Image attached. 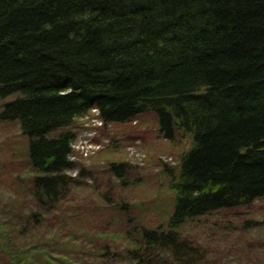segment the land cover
I'll list each match as a JSON object with an SVG mask.
<instances>
[{
	"label": "trees",
	"instance_id": "16d2710c",
	"mask_svg": "<svg viewBox=\"0 0 264 264\" xmlns=\"http://www.w3.org/2000/svg\"><path fill=\"white\" fill-rule=\"evenodd\" d=\"M11 96L0 122L22 130L40 210L73 186L71 129L94 110L106 124L152 113L166 140H193L167 223L126 232V253L89 252L94 264H216L188 227L264 200V0H0V98ZM24 205L0 224V264H77L16 243L39 219Z\"/></svg>",
	"mask_w": 264,
	"mask_h": 264
},
{
	"label": "rangeland",
	"instance_id": "374dc122",
	"mask_svg": "<svg viewBox=\"0 0 264 264\" xmlns=\"http://www.w3.org/2000/svg\"><path fill=\"white\" fill-rule=\"evenodd\" d=\"M16 97L0 98V114ZM96 118L97 113L91 112L71 129V161L76 167L67 175L73 186L51 209L41 210L28 191L30 184L23 183L29 182V168L22 130L17 123L0 122V224L11 223L9 210L20 208L21 202L25 212L39 216L25 238L15 235L20 247L47 248L55 262L73 259L77 264H94L89 252L108 248L126 253V232L167 223L175 203L171 184L192 138L179 134L174 141L166 140L152 113L126 124L101 120L99 127ZM113 164L125 165L122 179L110 171ZM198 225L188 229L210 246L211 262L264 264V200L214 214Z\"/></svg>",
	"mask_w": 264,
	"mask_h": 264
},
{
	"label": "built area",
	"instance_id": "2783aa9c",
	"mask_svg": "<svg viewBox=\"0 0 264 264\" xmlns=\"http://www.w3.org/2000/svg\"><path fill=\"white\" fill-rule=\"evenodd\" d=\"M94 113H97V111L95 110ZM95 124L97 125L96 127H99V125L101 124V121L95 119Z\"/></svg>",
	"mask_w": 264,
	"mask_h": 264
}]
</instances>
